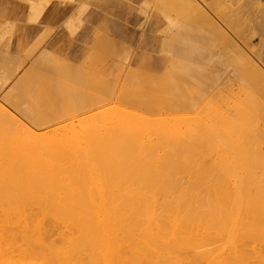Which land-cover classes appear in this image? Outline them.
<instances>
[{
	"label": "bare ground",
	"instance_id": "1",
	"mask_svg": "<svg viewBox=\"0 0 264 264\" xmlns=\"http://www.w3.org/2000/svg\"><path fill=\"white\" fill-rule=\"evenodd\" d=\"M211 1L218 3L222 8L223 16L228 19V22L223 21L226 30L217 28L212 34L203 31L200 34L196 32L189 34L181 29L182 23L179 22L181 19L171 20L169 12H165L169 18L164 20L151 18L144 23L146 30L154 31L159 36V39H156L159 40L157 43L155 39L153 43L144 42V49L151 50L156 55L158 63L168 65L167 69L165 68L164 79L174 81L175 88L179 86L181 89L180 86H186L188 84L184 81L186 78L191 77L194 80L212 74L216 66L219 68L216 71L220 72L214 73L216 74L213 75L214 77L219 78L217 74L222 71L223 75L230 74L233 80L237 64L238 70L251 77L247 80L252 81L254 88L264 91V74L261 73L264 70L260 71L259 65L258 70L255 67L256 62L254 64L249 61L250 59L245 61L244 56L247 57L250 50L244 48L246 51L249 50V54L243 55L244 52L241 51L244 50L240 51L232 39L236 25L239 27L242 25L246 31L245 34L257 33L258 52L264 53V0ZM166 10L169 11V9ZM133 23L136 21L134 20ZM184 23L187 24V22ZM231 26L235 28L232 29ZM173 30L175 33H172ZM239 32L238 34L242 33ZM161 33L164 35L161 36ZM132 38L133 35H130L127 40L130 41ZM240 38L237 39L241 40ZM246 38L248 39L247 36ZM246 38H243L242 42L246 41ZM172 39L175 41L174 45L171 42ZM0 41L5 43L3 38ZM242 42L240 46L245 43ZM187 61H195L198 65L192 71H184L185 74L182 76L180 75L181 66ZM11 62L6 64L7 60L6 63L4 62L6 65L0 62L1 68L4 66L9 68ZM34 62L42 64L43 68L46 67L57 77L59 75L66 80L70 77L71 81L68 80L70 82L73 81L72 78L79 76L78 69L71 70L72 66L75 67L74 65L59 60L49 52L39 54ZM120 62L126 68H136H133L128 58ZM203 64L206 65V69H203ZM33 65L22 72V77L27 82L30 81V77H36L38 74ZM10 68L14 69V67ZM5 69L6 67L3 72L8 71ZM196 71H199V74H193ZM46 76L47 74L43 78ZM57 77L53 79L60 81ZM48 78L47 81H50ZM133 78L136 79L131 77V73H127L124 83L122 82L123 87L133 86L135 83V81L132 82ZM207 79L209 80V76ZM6 81L8 82L3 83L0 90L7 89L0 93V96L3 95L7 99L16 97L17 90L26 86L28 87L25 90L28 93L23 95L34 96L43 85H47L48 88L47 86L45 88L49 90V84L53 82L52 79L50 83L47 82L48 84L41 82L42 86L30 82L31 85H26L25 82L24 86L17 88L22 83L10 86L12 81H9V77ZM215 81L218 82L216 79ZM229 81L228 83L231 82ZM245 81L246 79L243 80ZM248 81L246 84L249 85ZM199 84L201 89V82ZM59 85L62 83H59L58 87ZM114 85V88H109L110 90L105 88V92L93 93L94 96L87 106L72 109L66 117H62L60 112L57 114L55 112L54 116L58 115V118L40 116L43 113H39V118H36L32 109H21L24 113L21 118L32 123L20 132L15 129L17 127L7 122L13 118H4L8 124L4 125L6 130H0L1 137L11 135L14 139H0V264H264V155L263 146L253 142L256 134L263 133L256 132L254 135L249 131L251 127L252 131H255L253 126L260 116V114L258 117L255 115L253 111L255 105L252 104L254 102L257 104L260 98L257 93L256 95L244 93L246 98L245 102L242 98L243 109L239 107L247 115H239L238 118L235 113L238 118L236 122L234 119L235 123L231 122L233 124L229 123L230 125L222 127V134L218 133L219 138L222 139L216 142L211 141L213 143L207 144L208 147L204 143L205 140L198 148L184 146L185 149L181 150L176 143L162 142L160 138L164 135L158 138L160 140L158 142L156 139H148L149 135L147 139L135 140L133 144H128L129 141L112 140V138L98 140L102 133H95L97 139L91 142L46 141V138L54 132L76 128L78 124L82 126L84 122L93 121L99 117H102L104 123L108 121L114 126L120 124V121L124 119V113L119 111L109 117L104 109L108 104L120 105L124 100L121 101L122 93L119 95L115 91L119 85ZM213 85L215 86L214 83L212 85L208 83L211 88L207 87V89L211 90ZM139 86L143 87L141 84ZM153 87L156 86L147 88L149 95L154 93L157 96L159 93H155ZM204 87L209 92L206 85ZM228 88L226 91L229 90ZM162 89L163 87L159 90L162 91ZM218 89V94L215 93L219 97L221 90L218 91ZM51 90L53 91V88ZM205 90L199 93L203 95ZM68 91L61 95H65ZM170 92V90L162 91L161 95L170 94ZM49 93L52 92L49 91ZM230 93L232 95V92ZM239 93L243 92L240 90ZM54 94L56 96V93ZM71 95L75 94L70 93ZM214 95L212 93V96L207 97L212 100L216 98ZM158 97L159 99L150 100L142 98V110L155 111L162 106L167 96ZM189 98H187L189 102H182V104L188 108L197 105L198 101L194 100L198 99L193 97V100L192 95ZM237 98L241 97L237 96ZM74 99L72 101L76 102ZM211 100L209 99L213 102ZM220 100L221 108L228 110L227 108L230 107L232 112L233 109L235 110L234 101L231 107L230 103L229 105L226 103L227 99ZM244 103L254 105L253 110L248 109L251 104L248 107ZM242 110H239V113ZM249 111H253L256 117ZM221 113H218L219 116ZM47 118L48 121H46ZM260 122L262 120L258 119L257 123ZM219 126L215 130H219ZM112 129L118 128H110L107 131L109 137L119 133ZM215 130L213 129V132ZM205 131L202 130L201 133ZM138 133L140 135V132ZM208 133H203L206 135L203 136L209 137L210 133L207 136ZM141 135L143 137V134ZM151 136L154 137V134ZM203 136H198L203 138L201 141L205 139Z\"/></svg>",
	"mask_w": 264,
	"mask_h": 264
},
{
	"label": "rangeland",
	"instance_id": "2",
	"mask_svg": "<svg viewBox=\"0 0 264 264\" xmlns=\"http://www.w3.org/2000/svg\"><path fill=\"white\" fill-rule=\"evenodd\" d=\"M151 5L152 6H150L149 8L146 9L148 12H150L151 10L154 9V11H156L159 14V18L160 19L163 18L162 20H164V19H166L168 17L167 13H165V12H169V13L171 12V14L168 13L170 19L173 20V19L176 18L177 21L181 19L179 21V22L182 23L181 29L183 31L186 30L187 33H189V34L194 33V32L200 34L202 31L203 32H210V34H212L213 30L215 31V30H217V28L222 29V30H226L225 27L223 26V21L226 20L228 22V19L225 16H223L222 8L215 1H211V0H154ZM164 9H165V11L163 12ZM166 9H169V11H167ZM174 9H176V10H174ZM178 12L180 14H178ZM172 13H174V14H172ZM171 16H174V17L171 18ZM182 16L186 17V19H184V17H182ZM183 19H184L183 22H187V24L186 23L183 24V22H182ZM231 27H232V29L235 28V26L234 27L231 26ZM238 27L239 26L236 25V29L233 30L235 32V34L233 33L234 35H233V38H232L233 41H234V44L235 45L237 44L236 47L239 48L240 51H241V49L244 50V48L249 49L250 52H249V50L246 51V49L244 51H241V52H244V53L246 52L245 54L243 53V55H246V54H249V53L251 54V55L250 54L247 55V57L244 56L245 61H248L250 59L249 60L250 62H252L254 64L256 62L255 67L258 70L260 68H261L260 71H262V69L264 70V68L262 67V66H264V60H263L264 53L263 52H260V53L258 52V48H257L258 47L257 33H255V32H252V33L247 32L248 33V35H247V33L245 34L246 31H244L242 25H240L239 28ZM238 30H240V32H242V33H240ZM238 32L242 36L240 34H238ZM172 33H175V30H173ZM244 34H245V36H243ZM238 35H240V36H238ZM108 36L110 37V39H108V38L105 39L106 38L105 37L104 39L100 38V39H97L95 42H93L92 43V46H93L92 50L90 51V54L85 59L75 60L72 63V62H70V60H67L68 58H64L62 56H57V58H59V60L69 61L70 64L74 65L75 67L72 66L71 70H73V68L75 70L78 69L77 72L79 73V76L76 74L77 76L74 79L72 78V80H73L72 82H70L71 81L70 77H68L69 78L68 80H70V81H68V80H66L65 77H63V79H62V77L58 75V77L60 78L59 79L57 77V75H54V74H52V72H49L50 70L48 71L46 67L43 68L44 66H42V64L35 63L34 59H35L36 56L31 58V59L13 57L12 55H10L8 53L7 50H5L2 47V43H0L1 44L0 45V62L1 63L3 62L2 64H5L6 61L8 60V63H6V64H9L12 61L11 64L9 65V68L7 66H4L3 68H1L2 64H0V68L1 69L4 70L5 67H6V69H8V71H5V72H3V70H1L3 74L0 72L2 74V75L0 74V78L2 79V80H0V82L2 83V84L0 83V86H2L3 83L5 84L6 82H8V81H6V78H8V77H9V81H12L10 86L12 84L16 86L17 83H22L17 88H19V87L21 88L22 87L21 85L25 84V82H26V85H31L30 83H32V84H36L37 83L38 85L42 86L43 83L44 84L47 83V82L50 83L51 79L53 80V82L51 81V83L49 84V90L45 88L47 85H43L41 88H39L36 91L37 94H35L34 96H32V95L31 96L30 95H25L24 96L23 95V93H25V94L28 93V91L25 90L28 86H26L23 89L21 88L22 90L21 89L17 90L18 95L16 97H14L13 99L4 98L3 95H1L0 96V130H6L4 125H6L8 123H6V121H4V118H13V120L7 121V122H9V123L13 124L15 127H17L15 129L18 132H20L21 130L27 129L26 128V127H28L27 125H29L32 122L24 120V119L21 118L22 115L24 114L21 109H23V110L27 109V108L28 109H32V111L34 112L33 115L36 118H39V115H40L39 113H43V115H40V116H48V118H50V117L58 118V115L54 116L55 112H56V114L58 112H60L62 117H64V116L66 117L67 114L72 112L71 111L72 109H79V108L87 106L90 103V99L93 98L94 94H97L99 92L100 93L105 92L106 91L105 88H107V90L109 88L110 89L114 88L113 87V85H114L113 83H115V85H119V87H116L118 89L115 90V91L118 92L119 95L121 93H122L121 95H123L122 98H121V101H122V99H124L126 101L123 100L121 102L122 104H120V105L117 104V103L108 104V105H106L104 107V109L106 111L107 116H109V115L113 116L115 113H117V112L119 113V111L122 114L124 113V115H123L124 119L122 121H120V124L114 126L113 124H111L108 121L106 123H104L102 117H99L96 120L84 122V124L82 126H80V124H78L76 126V128H70V129H67V130H59L57 132H54L50 137L46 138V141H62V142H74V143H76V142H91V141L97 139L95 137V135H96L95 133H102V136L101 137L99 136L98 140H106V139L112 138V140H119V141L123 140V141H127V142L129 141L128 144L129 143L133 144V143H135V140L147 139L148 138L147 136L150 135L149 136L150 138H148V139H151V140H155L156 139L157 142L160 141V140L161 141L163 140L162 142H164V141L165 142H173V143H176L177 146L179 148H181V150L185 149V147L186 148L187 147L188 148L189 147L198 148V146L201 143H203L205 140L206 141L204 143H206V146L208 147L207 144H211L213 142H216V141L222 139V138H219V134H222L221 133L222 127H225V125L228 126L230 124L235 123L236 119L239 118V115L240 116L247 115L246 112L244 114V112L242 110L243 109L242 105H243V101L246 98L245 95H248L247 93L249 92V94L257 93V95L262 99L261 100L258 97L259 100H258L257 104H256V102L252 103V104L255 105V108H254V105H252L251 103L250 104H251L252 107L250 106L249 103H244V104H245V106H248V105L250 106V107L248 106L249 110H253V108H254L253 111L256 113L255 115L257 117L259 116L258 114H260L258 119L262 120V122L257 123V121H258V119H257L256 120V124L253 126L254 127L253 130H255V131H252V127H251V129L249 131H251L252 134H254V135L256 134V132H262L263 133L261 135H257L256 134L254 136L253 142L263 146V147L262 146L261 147H262V152H263V155H264V136L262 137V135H264V119H262L264 117V113H263L264 112V107H262V105L264 104V91H258L257 87L254 88L255 86H253L252 81H250V80L248 81L247 80V79H251V77L249 75H247V73H243L242 71L238 70L239 66L237 64H236V70L237 71H235L236 75H235L233 80L230 77V74L225 73V75H223L222 71H221L220 74H217V76L219 75V78H221L220 80H219L218 77H214L213 75H216L214 73H217V72L219 73L220 72V71H216V69L219 70V68L216 66V69L213 71L212 74L210 73V74H207L205 76L202 75L204 78L201 77V74L199 75L201 77L200 79L192 80L191 77L190 78H186L187 81L186 80H184V81L186 83H188L186 85L187 87L185 85H182L185 88L180 86L181 89L179 88V86L178 87L176 86V88L174 87L175 86L174 81H167L166 79H164V77H165L164 74L166 75V69H167V66H168L167 64H158L159 66L152 67L150 69H147L146 66H145V69H139V70L126 68V67H124L122 65V67L119 66V68L115 69V71H118L120 73L123 72V74L122 75L120 74L116 78H112L114 74L111 73L110 69L112 67L116 66V64H114L115 61H119L120 62V61H123L124 58L130 59L131 58V52L129 50V53H128L127 49L120 47L112 39L113 36L111 34H108ZM246 36L248 37V39L246 38ZM234 37L236 39L237 38L239 39L241 37L242 39L240 38L241 40H238V39L236 40ZM243 38H246L245 39L246 41H243L245 43L242 42ZM240 41L243 43L241 46H240V44H241ZM171 42H172L173 45L175 44V41L173 39H172ZM235 42H237V43H235ZM239 42H240V44L238 45ZM241 47H243V48H241ZM121 49H123V50H121ZM262 53H263V55H262ZM6 56H10V57H6ZM258 58H261V59H258ZM9 60H11V61H9ZM12 64H13V66H12ZM31 65H33V68H35L38 71V74H36V77L35 76L30 77L29 78L30 81L27 82L22 77V75H23L22 72H23V70L28 69L29 66H31ZM197 65L198 64L195 63V61L194 62H189V61L185 62L181 66L182 69L180 70V73H181L180 75L184 76L185 72H187L188 70H191V71L194 70ZM258 65L260 66V68H258ZM18 66H21V67H18ZM10 67H14L15 70L14 69L12 70ZM202 67H203V69H206L205 68L206 67L205 64H203ZM16 69H18V70H16ZM164 69H165V72L163 73ZM10 71L12 73H10ZM223 71H225V69H223ZM77 72H75V73H77ZM198 72L196 71L193 74H196V73L199 74ZM236 72L237 73L239 72V73L237 74ZM7 73H8L9 76L7 75ZM127 73H131V77H135L137 80L133 78L132 82L135 81L133 86L129 85V86L126 87L124 85L125 87H123V83H124L123 80L126 77ZM241 73H243V75ZM261 73L264 74V71H262ZM46 74H47L46 78H43V76H45ZM193 74H191L192 77H193ZM244 74L247 75V76H245ZM3 75H5L6 78H4L5 76H3ZM29 76H31V75H29ZM208 76H209V80L207 79ZM220 76H222V77H220ZM240 76H242V77L244 76L243 79H241L242 77H240ZM53 77H57V79H59L61 82L58 81V80H54ZM77 77H78V79H77ZM226 77H227L228 81L230 79V81H231V82L229 81L230 83H228V81L226 80ZM47 78H48V80L50 79V81H47ZM222 78H224L225 81ZM42 79H44L46 82L44 80L42 81ZM204 79H205V81H204ZM215 79L218 80V82L215 81ZM235 79L237 80V82H236ZM245 79H246V81L243 82V80H245ZM3 80H5V81H3ZM32 80H34V81H32ZM195 80H196V82H195ZM198 80H200V82L202 84V88L201 89H203V90L200 89V84H199L200 82L198 83ZM221 80H223L224 82L221 81ZM56 81L58 83H56ZM247 81H248L249 85L246 84ZM41 82H43V83L40 84ZM203 82L206 85V89H207V87L211 88V86H208V83H209V85H212L214 83L216 87L213 85L211 90H209V89H207V90H209L210 93L212 92L213 95L215 94L216 98H217L218 97L217 89L219 88L218 91H220V90L222 91V92L220 91L221 93L219 92L220 99L224 98L225 101L227 99L226 103L228 105L230 103L229 106H231V107H232V104L235 102L233 107H236V108L238 107V109L236 110V108H235V110H236L235 111L232 108L233 112L231 111L230 107L227 108L228 110H226V108L224 110V108H221L222 102H221L220 99H218L219 97L217 99L214 98L216 100H214V99L211 100V98H208V97L212 96V93L210 95V93L205 90V87H204L205 85L203 86V84H204ZM210 82H211V84H210ZM234 82H236V83H234ZM52 83H53V86H51ZM59 83L60 84L62 83L63 86L59 85L60 87H58ZM171 83H172V85H171ZM225 83H226V85H225ZM242 83H244V84H242ZM66 84H68L70 86L68 87ZM140 84L143 85V87L139 86ZM173 84H174V86H173ZM134 85H136V86H134ZM218 85H220V86H218ZM224 85H225V87H224ZM243 85H244V87H241ZM250 85H251V87H248ZM54 86H55L56 90L54 89ZM121 86H122V89H120ZM149 86H156L157 88L153 87V89H154L155 93L157 92L159 94L157 96L154 93H153V95L152 94L149 95V93H150L149 90H148ZM169 86H170V89H168ZM171 86H173V88H171ZM227 86H229V88ZM245 86H246V88H245ZM63 87H64V89H63ZM67 87H68V90L70 88V90H69L70 93L75 94L74 96H72V95L70 96V93L67 90ZM162 87H163L162 91H167V90L169 91L170 90L172 93L170 92V94H165V95L162 94L163 95L162 96L161 95L162 91L159 90ZM166 87H168V88H166ZM214 87H215V89L217 87L218 88L215 90ZM43 88H45V89H43ZM47 88H48V86H47ZM51 88H53V91L51 90ZM227 88L229 89L228 91H226ZM230 88H232L231 89L232 91H230ZM241 88H243V89H241ZM6 89H4L3 91H6ZM59 89L60 90L63 89L62 92ZM65 89H66V91H68L67 93H69V94L66 93L65 95H61V94H64L66 92ZM164 89H166V90H164ZM173 89L174 90L176 89L177 91L176 90L174 91ZM23 90H25V91H23ZM118 90L121 91V92H119ZM198 90H200V91H198ZM204 90H205V92L207 94L205 92H204L205 95H204L203 92H202L203 95L201 93H199V92L204 91ZM240 90L243 93H239ZM244 90H248V91H244ZM3 91H1L0 93H2ZM49 91H51L52 93L53 92L56 93V96H55L54 93H53V95H52V93L50 94ZM230 92H232V95L233 94L234 95L232 96ZM245 92H247V93H245ZM57 93H58V96H57ZM195 93L196 94L199 93V94L196 95ZM222 93H224L225 96ZM244 93H245V95H244ZM89 94H92V96L91 95L89 96ZM171 94H173V95H171ZM191 95H192V99L193 100H194V98L198 99V100H194L195 102L198 101L197 105L195 104V106H194L195 108L194 107L188 108V107H186L185 105L182 104V102H187V101L189 102V100H187V98H189V96L191 97ZM228 95H230V96H228ZM235 95H237L238 97L240 96L241 98L238 99L237 96H235ZM104 96H106V94H104ZM155 96L156 97L161 96L160 98L167 96V98L164 99L167 102L164 101L162 106L158 107L155 111L154 110L147 111V112L143 111L141 102H143V100H146V99H149V100L150 99H159V97L156 98ZM199 96H201L202 98L199 97ZM221 96H223V98ZM227 96L229 97L230 100L228 99ZM234 96H235V98H234ZM168 97H169V99H168ZM225 97H226V99H225ZM142 98H143V100L141 101ZM242 98H244L243 101H242ZM72 99H74L76 102L72 101ZM189 99H191V98H189ZM209 99L211 101H213V102H210ZM232 99H234V100H232ZM199 100H201V102ZM219 100H220V102H219ZM62 101H63V103H62ZM216 101H218V102H216ZM232 101H234V102H232ZM240 101H242L241 105H240ZM259 101H261V102H259ZM123 102H126V103L123 104ZM236 102H237V104H236ZM210 103H212V105ZM260 103H261V106H260ZM213 105H215V107ZM216 106H218V107L216 108ZM239 106L242 109H240ZM245 108H247V107H245ZM258 109H260V110H258ZM214 110L217 113V115L214 112ZM239 110H242V112L240 111V113H239ZM123 111H125V112H123ZM244 111H247V110H244ZM253 111H251V112L254 115ZM219 112H222L221 116H219L220 115V114H218ZM235 113H237L236 116L238 118L235 116ZM255 115H254V117H256ZM249 116H252V115L249 114ZM109 117H107V118H109ZM260 117H262V118H260ZM48 118L46 119V121L49 120ZM234 119H235V122H234ZM46 121H42V123H46ZM231 122H233V123H231ZM37 123L39 124V122H37ZM158 123H160V124H158ZM210 124L211 125L212 124L215 125V127L213 125L211 126ZM159 126H161V127H159ZM218 126H219V130H215V128L217 129ZM255 126H257V127H255ZM82 127H83V129H82ZM88 127L91 128V129H89ZM112 127L113 128L117 127L118 129H112V130L119 131V133L117 132L116 133L117 135L115 134V135H111L109 137L107 135V131L110 128H112ZM162 127H163V129H162ZM85 128H87L88 130L85 129ZM151 128H154V129H151ZM105 129H107V130H105ZM213 129L215 130L214 132H213ZM124 130L127 131V132L125 133ZM134 130H136V131H134ZM151 130L152 131L155 130L157 133H155V131L152 132ZM202 130L203 131L206 130L205 132H203L205 134L209 132L210 135H209V133L207 134V136L209 135V137L205 138L206 135L201 133ZM132 131H134V132H132ZM138 132H140V135H139ZM145 132H146V134H144ZM148 132H149V134H148ZM167 132H168V136H167ZM0 133H2V132L0 131ZM152 133L154 134V137L151 136V135H153ZM158 133H160V134L157 135ZM136 134L138 135V137H137ZM141 134H143V137H142ZM161 135H164V137H161ZM201 135L202 136L205 135V136H203L205 138L203 141H201L203 139L202 137L199 138ZM216 135L218 137L215 138ZM1 136L2 135L0 134V139H14V136H11V135H6L3 138ZM165 136H167V137H165ZM210 136H212V138ZM113 137H114V139H113ZM158 138H160V140ZM211 141H213V142H211ZM179 143H180L181 146L179 145ZM183 143H185V144H183ZM186 144H188V145H186Z\"/></svg>",
	"mask_w": 264,
	"mask_h": 264
},
{
	"label": "crops",
	"instance_id": "3",
	"mask_svg": "<svg viewBox=\"0 0 264 264\" xmlns=\"http://www.w3.org/2000/svg\"><path fill=\"white\" fill-rule=\"evenodd\" d=\"M153 1L0 0V39L5 41L2 47L13 57L31 59L49 52L73 63L90 54L93 42L105 37L110 39L108 34H111L120 47L128 53L130 50L133 68L150 69L160 64L156 55L143 47L144 42L159 39L144 26L151 18H159L154 9L146 10ZM130 35L133 38L128 41ZM115 63V68L110 69L112 78L123 74L115 71L122 62Z\"/></svg>",
	"mask_w": 264,
	"mask_h": 264
}]
</instances>
